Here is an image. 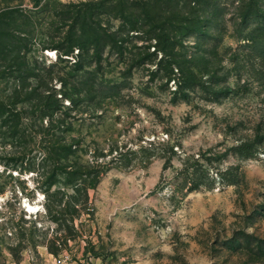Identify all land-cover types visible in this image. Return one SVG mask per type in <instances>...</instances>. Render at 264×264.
Masks as SVG:
<instances>
[{"label": "rangeland", "instance_id": "rangeland-1", "mask_svg": "<svg viewBox=\"0 0 264 264\" xmlns=\"http://www.w3.org/2000/svg\"><path fill=\"white\" fill-rule=\"evenodd\" d=\"M89 1L107 0H0V100L16 104L0 113V264H264V0H162L177 21L159 25L146 0L107 1L120 48L76 47L75 63L60 16ZM197 19L210 36L155 50L154 31ZM203 81L232 92L214 100ZM260 138L253 158L232 150ZM200 155L211 182L190 190ZM231 166L239 182L223 185Z\"/></svg>", "mask_w": 264, "mask_h": 264}, {"label": "trees", "instance_id": "trees-1", "mask_svg": "<svg viewBox=\"0 0 264 264\" xmlns=\"http://www.w3.org/2000/svg\"><path fill=\"white\" fill-rule=\"evenodd\" d=\"M35 6H39L41 4L42 0H34ZM110 2L111 0H107ZM107 1H101V2H95V1H89V2H82L79 4H72L71 6H66L67 10L62 14L63 17L60 16V19L62 21L67 20V25H69V31L66 34V37L63 42L66 43L65 46H62L64 48L63 52L64 54L68 56H73L76 60L75 63L78 62L77 58H79V54L75 55L74 51L77 48H79V52L81 56H84L90 48H96V55L100 57V52L102 49H105L110 43L112 44L113 48L119 47L118 40L115 38L110 37V33L106 32L102 26L101 19H99L103 14H107ZM113 1V0H112ZM118 1L119 6L128 7L126 5L129 0H116ZM114 1V2H116ZM140 1L142 0H131V3L133 6H136L137 4H140ZM146 0V4L149 8L156 9L155 18L152 19L155 23L158 24L161 20L166 22L165 20H168L169 17H163V10L159 8L158 1L162 0ZM144 2V1H143ZM264 3V1L262 2ZM118 6V7H119ZM259 3L255 5L254 8L249 9L243 16V19L245 22L252 20L259 19L260 15L259 11L260 9ZM125 9V8H124ZM123 9V10H124ZM112 10H117L115 12L116 18L119 16H126V13H123V10H119L117 6L112 8ZM125 11V10H124ZM160 12H162L160 14ZM59 14V13H58ZM57 14V15H58ZM117 14H120L119 16ZM146 14L150 17V12L146 10ZM170 20H176L173 18H169ZM177 21V20H176ZM185 22V23H184ZM180 27L177 29H162L159 32L154 31L152 33V36L156 39V48L155 50H162L165 51L167 49L175 50L177 46L183 45V39L191 36V35H199L201 37H207L210 36L207 34L206 28L214 23L213 19H208L205 22V25L203 24L202 19L192 20V21H184ZM179 23V22H178ZM173 24V23H172ZM159 25V24H158ZM206 26V27H205ZM205 27V28H204ZM134 30V29H133ZM254 34L249 33L247 36V40L251 43H253L256 47L260 48V44L264 43H258L256 39H254ZM57 46V45H56ZM263 47V46H262ZM264 52V49H262ZM166 54V53H165ZM82 65L80 62L79 67ZM82 67H80L81 69ZM171 80V78H170ZM202 90L208 92V95L210 98L214 100H218L220 95H227L230 92H232L231 88H228L226 91H220V90H214L212 88V85L207 82L203 81L201 84ZM112 88V87H111ZM194 83L188 79L182 81L178 88L175 91V99H179V96L183 99H188L190 90H194ZM14 98H17V93L10 97V101ZM42 101V99H41ZM48 101H46V104ZM15 102L5 103L4 101L0 100V113L2 111L8 110V108H13L15 106ZM50 105V103L48 104ZM54 105H50L52 108ZM262 142V139H256V140H243L237 143L232 147L233 152L241 158L247 159V158H253L257 156L258 150H259V143ZM173 146L171 147V149ZM204 155H200L199 157H188V163H186L183 167V171L187 173V177L189 178V189L195 190L199 189L205 184V182H211L209 175H204L203 171L200 170V160H203ZM238 167L237 166H231L225 171H217L216 176L219 178L220 182L223 183V185H236L239 182V173H238ZM213 181L215 180V177H212ZM206 180V181H205Z\"/></svg>", "mask_w": 264, "mask_h": 264}, {"label": "built area", "instance_id": "built-area-1", "mask_svg": "<svg viewBox=\"0 0 264 264\" xmlns=\"http://www.w3.org/2000/svg\"><path fill=\"white\" fill-rule=\"evenodd\" d=\"M51 264H77L76 261H72L69 255L59 254L54 256Z\"/></svg>", "mask_w": 264, "mask_h": 264}]
</instances>
